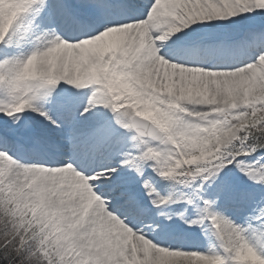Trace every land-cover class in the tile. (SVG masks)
<instances>
[{"label":"snow or ice","instance_id":"6c2138e0","mask_svg":"<svg viewBox=\"0 0 264 264\" xmlns=\"http://www.w3.org/2000/svg\"><path fill=\"white\" fill-rule=\"evenodd\" d=\"M0 264H264V0H0Z\"/></svg>","mask_w":264,"mask_h":264}]
</instances>
